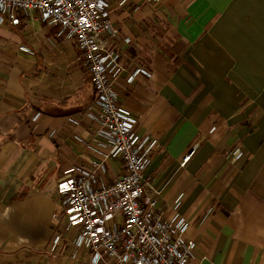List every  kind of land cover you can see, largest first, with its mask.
Instances as JSON below:
<instances>
[{"label": "crops", "instance_id": "obj_1", "mask_svg": "<svg viewBox=\"0 0 264 264\" xmlns=\"http://www.w3.org/2000/svg\"><path fill=\"white\" fill-rule=\"evenodd\" d=\"M109 17L118 100L157 141L144 177L166 216L181 199L190 264H264V0H111ZM18 18L0 24V264H89L56 186L92 157L89 121H67L89 109L91 80L73 44ZM138 67L150 76L128 84Z\"/></svg>", "mask_w": 264, "mask_h": 264}, {"label": "built area", "instance_id": "obj_2", "mask_svg": "<svg viewBox=\"0 0 264 264\" xmlns=\"http://www.w3.org/2000/svg\"><path fill=\"white\" fill-rule=\"evenodd\" d=\"M111 0H0V24L20 23L37 14L57 36L73 44L87 69L94 99L83 114L67 118L71 125L89 121L92 136L85 165L67 169L57 184L65 230H74L73 246L82 249L89 264H190L195 243L186 238L189 222L179 214L181 199L166 216L158 208V193L144 177L157 141L139 130L143 112L118 100L115 80L122 71L119 53L110 46L119 32L109 17ZM124 45L130 44L124 39ZM148 78L144 68L129 71L126 82ZM39 113L33 116L37 120ZM51 135L53 132L50 133ZM191 146L180 161L184 167L195 154ZM242 155L236 149L233 158ZM119 164L117 177L106 180L105 162ZM57 241V239H56ZM76 264V262H73Z\"/></svg>", "mask_w": 264, "mask_h": 264}, {"label": "trees", "instance_id": "obj_3", "mask_svg": "<svg viewBox=\"0 0 264 264\" xmlns=\"http://www.w3.org/2000/svg\"><path fill=\"white\" fill-rule=\"evenodd\" d=\"M93 92H94V90H93Z\"/></svg>", "mask_w": 264, "mask_h": 264}]
</instances>
